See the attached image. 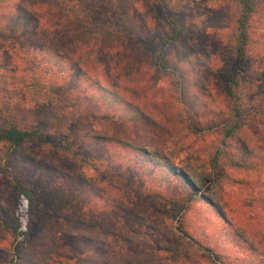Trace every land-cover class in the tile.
Here are the masks:
<instances>
[{"label":"rangeland","instance_id":"1","mask_svg":"<svg viewBox=\"0 0 264 264\" xmlns=\"http://www.w3.org/2000/svg\"><path fill=\"white\" fill-rule=\"evenodd\" d=\"M132 1L150 24L151 35L159 33L153 30L151 16L137 0H124L122 8L126 10ZM172 1L181 3V16L190 28L172 53L184 74L183 96L176 99L174 79L159 74L146 61L141 67L143 93L135 100L145 121L118 124L92 120L77 125L74 134L109 136L146 152L158 151L169 159L176 173L194 180L207 201L197 196L185 205L184 191L176 177L166 181L159 168L140 171L135 155L115 144L98 147L84 141L77 143L79 153L93 161L88 166L75 164L47 149L27 148L23 154L37 156L69 174L47 177L31 163L23 165L26 180L41 184L38 189L35 187V195L42 204L50 201L53 192L60 194L66 188L69 193L80 191L79 203L56 206L36 221L26 215L22 198L16 204L8 202L7 177L0 174V206L18 217L22 231L32 234L22 264L54 260L57 252L72 256L64 264H100L103 260L120 264L124 260H142L144 264H211L194 241L211 248L227 263L264 264V5H259L250 23L255 44H251L247 68L242 71L244 65L236 67L237 96L227 98L221 75L234 67L231 54L234 14L229 3ZM11 2L15 1L5 4ZM47 6L46 9L54 8L52 4ZM40 7V13L44 14L46 9L43 5L37 9ZM59 17L64 18L61 10L52 11L48 19L54 21ZM129 21L132 23L131 18ZM59 29L62 33V28ZM65 30L69 28L65 26ZM45 32L42 43L45 37L61 40L60 35ZM33 57L34 64H38L34 72L42 81L50 74L49 70L42 71L52 64L47 61L48 56L32 51L28 42L14 40L11 34L0 35V118L2 109L7 108L12 109L16 120L22 119L21 113L13 112V106L25 107V93L13 77L24 76ZM88 75L103 86L108 83L101 69ZM74 81H70L71 85ZM93 95L88 82L80 79L69 100L75 105L64 112L66 120L91 112L94 103L100 104L91 99ZM122 95L129 99V94ZM236 104L237 117L231 110ZM179 121L184 124L190 121L196 131L188 130ZM229 127L235 130L225 136ZM57 128V123H53L48 131ZM107 160L111 163L108 169ZM232 162L240 166H232ZM143 167L146 169V165ZM208 174H212L213 180L207 179ZM73 176H81L84 181L78 182ZM180 230L185 232L184 237ZM67 239L76 247L69 246ZM13 244L12 237L0 230V250H10ZM76 252L81 260L75 257Z\"/></svg>","mask_w":264,"mask_h":264},{"label":"trees","instance_id":"2","mask_svg":"<svg viewBox=\"0 0 264 264\" xmlns=\"http://www.w3.org/2000/svg\"><path fill=\"white\" fill-rule=\"evenodd\" d=\"M7 1L9 0H0V10H2L0 35L11 34L14 40L28 42L32 51L47 55V61L52 62L49 67L42 69L44 73H48V70L50 72L49 77L42 81L34 72L38 67L36 66L38 64H34V57L29 60L24 76L13 77L19 84L20 91L25 93V107L13 106V112L16 115L21 113L22 119L16 120L15 115H12V109H2L0 174L7 177L8 202L16 204L22 198L26 203V215L36 221H40L44 213L53 210L56 206L79 203L77 195L80 190L75 189L69 193V189L66 188L68 193L65 189L60 194L53 192L50 201L42 204V200L35 195L36 189L41 187V184L26 180L23 165L31 163L36 170L46 174L47 177H67L69 174L61 172L44 160H39L37 156L23 154L22 151L30 147L47 149L52 154L67 158L75 164L88 166L93 161L79 153L77 147V143L80 144L82 141L98 147L115 144L135 155L137 158L135 164L140 171L148 172L159 168L161 177L166 181L172 176L176 177L184 191L185 205L193 202L197 196L207 201L197 190L194 180L176 173L169 159L160 155L158 151L146 152L144 149L109 136L94 133L74 134L77 125L92 120L118 122V124L127 122L141 124L145 121V116L135 100L143 93L144 86L141 83L144 72L141 67L146 61H149L159 74L174 79L176 99L183 96L184 74L178 61L172 56L174 46L182 42L184 35L190 29L181 16V3L176 1L174 4L172 0H137L151 16V24L155 25L153 30L159 31L151 35L150 24L140 15L133 1L128 3L126 10L122 8L124 0H12L15 2L5 4ZM48 4H52L54 8L46 9L45 6L48 7ZM227 4L234 14L231 38L234 67L228 68L221 77L224 81L225 96L234 98L238 93L239 71L236 67L244 65L242 71L247 68L246 59L251 53V44H255L250 32V23L258 12L259 5H264V0H227ZM40 5L46 9L44 14L40 13L41 7L37 9ZM59 10L64 12V18L59 17L60 19L49 21L52 11L58 13ZM65 26L69 30H65ZM59 28H62V33ZM45 30L60 35L61 40L55 36L45 37L47 42L42 43L44 42L42 37L46 35ZM62 37L67 40L62 41ZM114 47L115 51H113ZM100 69L104 79L108 80L106 86L88 75L89 72ZM72 79H75V85H71ZM80 79L88 82L94 92V97L91 96V99L100 104L94 103L95 108L91 112L74 115L73 118L66 120L64 112L72 104L75 105V102L69 100L72 99L73 90ZM122 94H129V99ZM238 109V104L231 108L235 117L239 116ZM187 121H185L186 128L196 131L190 121ZM234 122L236 123V119ZM53 123H57L58 130L49 132L48 129ZM179 124L185 126L182 121H179ZM234 130L235 127L226 128L225 136H230ZM110 164L108 160L105 161L106 169ZM143 165H146V169ZM231 165L240 166L235 162ZM207 176V179L213 180L212 174ZM75 178L78 182L84 181L81 176ZM0 230L14 240L10 250H0V264H22L23 255L29 251L32 234L27 230L22 231L18 217L2 206H0ZM179 233L184 237L185 232L180 230ZM67 240L69 246L76 247L71 239ZM194 242L211 264H231L225 262L222 256L211 248ZM70 257L72 256L57 252L54 260L44 261L45 263L34 261L33 264H64L63 261H70ZM75 257L82 259L77 252ZM100 264L120 263L103 260ZM121 264L144 263L142 260H124Z\"/></svg>","mask_w":264,"mask_h":264}]
</instances>
